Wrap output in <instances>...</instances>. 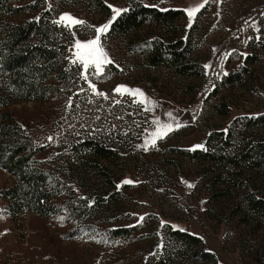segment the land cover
Returning a JSON list of instances; mask_svg holds the SVG:
<instances>
[{
    "label": "rangeland",
    "instance_id": "obj_1",
    "mask_svg": "<svg viewBox=\"0 0 264 264\" xmlns=\"http://www.w3.org/2000/svg\"><path fill=\"white\" fill-rule=\"evenodd\" d=\"M101 1L108 8L95 0H10L27 5L16 22L41 13L55 22L65 13L85 21L71 29L59 24L72 35L71 60L76 39H94L96 28L111 21L101 42L113 63L99 78L94 69L88 73L107 98L82 78L62 94L0 108L44 147L32 164L46 171L47 202L62 208L43 217L21 205V191L8 192L16 179L0 168V264H213L197 258L200 249L215 254L217 264H264V219L244 205L248 188L264 195V158L258 166L252 154L240 166L229 162L230 154L264 148V125L245 122L264 113V0H134L160 9L204 7L172 26L147 22L121 34L111 32L110 5L127 10L132 0ZM187 34L202 75L146 63L153 39ZM237 72L238 82L223 84ZM121 85L140 89L147 102L115 92ZM116 109L124 122L112 123ZM157 118L175 130L145 148ZM88 137L120 154L96 155L79 144ZM200 144L195 150L218 158L192 159L180 150ZM119 227L129 232L115 236ZM172 229L201 237L203 245L186 247Z\"/></svg>",
    "mask_w": 264,
    "mask_h": 264
},
{
    "label": "trees",
    "instance_id": "obj_2",
    "mask_svg": "<svg viewBox=\"0 0 264 264\" xmlns=\"http://www.w3.org/2000/svg\"><path fill=\"white\" fill-rule=\"evenodd\" d=\"M95 1L100 7L108 8L101 0ZM31 8L36 9L35 5ZM26 9L27 5L16 6L10 4V0H0V31L4 33L3 38H0V108L15 101L47 99L51 95L62 94L64 87L78 88L84 82L81 77L82 66L72 63L70 57L68 48L72 38L70 32L55 21L47 19L48 13L14 21V18L22 15ZM185 16L183 9H160L132 0L129 8L112 23L111 32L125 33L140 28L147 22L172 26ZM194 26L191 29H194ZM181 30L186 32L184 27H181ZM192 51V41L188 34L186 37L153 39L145 59L150 66L166 65L178 75L200 76L203 74L202 65L191 57ZM248 59L254 61L255 57L249 56ZM241 75L240 72L229 73L223 84L236 83ZM52 78L55 79V83L49 82ZM116 110L121 113L113 117L112 123L124 122V117L122 118L124 111ZM245 122L248 126L264 125V113ZM79 144L100 157L111 158L120 154L119 148L97 142L90 137ZM43 149L42 145H38L32 139L21 122L11 114L0 112V168L10 172L16 179V183L8 192L21 191L24 196L21 205L44 217L49 216L50 212H60L62 208L57 211L47 202L51 193L47 188L46 171L32 164L34 156ZM180 150L192 159L218 158L215 153L200 149ZM254 150L249 149L238 155L230 154L229 162L240 166L245 160H251L252 154L254 158L252 165L258 166L264 158V148ZM109 173L110 171L103 170V174ZM246 192L245 207L264 219V195H257L249 188ZM128 232L129 229L119 227L113 233L115 236H122ZM172 234L186 247L203 245L201 237L188 231L172 229ZM195 254L198 259L217 264V257L210 251L200 249Z\"/></svg>",
    "mask_w": 264,
    "mask_h": 264
},
{
    "label": "snow or ice",
    "instance_id": "obj_3",
    "mask_svg": "<svg viewBox=\"0 0 264 264\" xmlns=\"http://www.w3.org/2000/svg\"><path fill=\"white\" fill-rule=\"evenodd\" d=\"M206 2L207 0H205V3ZM110 7H112L114 13L112 18L113 20H115L116 17H118L121 14V12L126 11V9L115 8L114 6L111 5ZM203 7L204 4H200L196 7H190L188 9H185V12L191 19L194 18L196 14L200 11V9ZM56 23L63 24L65 27L71 29L77 25H83L86 22L73 17L71 14L65 13L60 17L58 21H56ZM110 23L111 21L109 22V24H105L101 27L96 28L97 35L94 39H90L87 41H81L79 39H76L73 45L75 49L74 51L75 59L72 61V63L74 64L78 63L79 65L82 66L83 72L81 73V76L86 82H88L89 88H91L93 93L97 95L105 96V98H107V96L103 92H98L96 89V85L89 80L88 73H89V69H94L93 75L99 78L104 74L105 67L113 63V61L109 58L108 53L105 51V48L101 42V36L102 34L108 31L110 27ZM114 91L117 92L118 94H128L137 97H143V99L137 101L141 104H145L147 102V98L144 97V93L140 89H129L126 86L121 85L118 86L116 89H114ZM70 106L71 104H69V107ZM145 110L148 109L145 108ZM167 116L169 117L170 120H175V117H173L171 112L167 113ZM154 123L157 124L156 131L151 134V140L146 141L145 148H147L148 143H151L152 146H154L157 139H162L164 136L168 135L170 132L175 130L172 123L161 124L158 118L157 120L154 121ZM180 126L181 125L179 123L176 124L177 128ZM49 139H51V137H49ZM196 148H203V145L202 144L195 145L192 150H195ZM123 183L131 184L133 183V181L125 180L123 181ZM189 186L192 187L193 185H189ZM141 220H143V217H141ZM180 230L183 231V229Z\"/></svg>",
    "mask_w": 264,
    "mask_h": 264
}]
</instances>
